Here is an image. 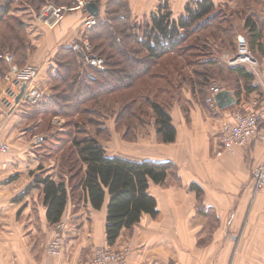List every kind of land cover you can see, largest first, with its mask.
<instances>
[{
  "label": "crops",
  "instance_id": "obj_1",
  "mask_svg": "<svg viewBox=\"0 0 264 264\" xmlns=\"http://www.w3.org/2000/svg\"><path fill=\"white\" fill-rule=\"evenodd\" d=\"M190 1L194 0H129L130 20L147 21L164 2L175 18L184 14ZM212 1L237 5L236 0ZM96 2L98 14L104 15L107 1ZM85 11L68 13L61 26L53 29L29 23L31 27L36 25L40 34L38 42L33 43L36 51L32 63L44 66L43 75L41 72V77L35 79L47 78V69L60 46L85 37L81 22L90 13L87 8ZM8 14L19 13L12 8ZM258 14L264 18L259 8ZM262 32L264 49V28ZM61 37L72 41L57 44ZM229 56H222V60L227 67L235 68L228 63ZM255 56L264 65V54L256 51ZM7 65L9 70L0 75V112L7 113L0 140L10 145L7 154H0V264H85L95 246L108 245L107 202L97 210L84 201L82 194L76 198L69 195L60 219L66 223L62 253L57 257L46 253L53 225L46 218L42 185L31 186L36 173L20 162L32 159L34 154L18 150L17 143L7 139L5 133L17 128L22 120L30 121L34 111L22 104L26 98L16 101L20 89L13 85L15 75L11 71L20 67L16 62ZM233 79L223 89L233 92L237 100L234 105L219 109L216 104L201 106L192 102L187 113L179 104L169 109L175 140L157 143V155L141 159L170 161L173 165L163 183L149 185L157 214H143L132 228H123L112 245L127 249L128 264H264V187L256 189L252 179V171L264 160V119L259 123V136L244 147L220 155L214 148L221 122L232 121L237 106L259 98L257 90L246 92L242 77L237 81L235 75ZM250 83L255 85L254 80ZM33 84L28 82L27 87ZM191 184L195 186L191 188Z\"/></svg>",
  "mask_w": 264,
  "mask_h": 264
},
{
  "label": "trees",
  "instance_id": "obj_2",
  "mask_svg": "<svg viewBox=\"0 0 264 264\" xmlns=\"http://www.w3.org/2000/svg\"><path fill=\"white\" fill-rule=\"evenodd\" d=\"M14 1L0 0V23L8 25V31L0 34V55L4 52L2 47H7L12 49L18 59L23 60L30 56L27 49L31 48L32 52L34 44L32 45L30 40L24 41L20 35V31L25 29L21 24L22 20L17 15L8 14ZM54 1H60L59 5L74 2ZM254 1L244 0V9H233L234 11L227 15L222 8L229 11L228 4H215L212 0H194L186 3L184 14L175 18L164 2L150 14L147 22L140 23L130 20L129 0H109L106 2L104 15L97 14L96 24L84 34L92 46L91 51L103 59V68L82 66L83 55L78 50L69 44L60 46L51 62V70L47 72L49 79L54 80L56 84L51 85L50 100L48 103L43 102V105L52 107L54 102H70L75 98L77 104L89 100V96H102L106 99L110 98L107 97L110 96L108 94L122 91L118 96L109 99L114 106H119V117L135 119L137 112L133 107L140 97L153 113L158 141L173 142L176 129L169 106L150 99L149 93L153 90L152 87H156L160 94L168 97L172 94L171 89L166 88L167 85L173 84L168 76L174 71L167 61L172 57L167 58L158 70L154 69L155 65L168 54H172L175 57L172 61L176 62L179 60L177 57H183L187 52L190 57L196 58L195 61L199 60V68L194 69L192 75L196 77L191 84L194 91L202 92L207 87L208 95L212 84H217L223 89L225 73H230L234 78L236 75L237 81L239 77L243 78L246 92L257 90L259 98H263L264 93L260 87L250 83L254 80L253 75L242 67H227L221 56L226 46L230 47L227 50L236 48V43L241 38L247 42L254 55L256 51L264 54L263 44L260 42L263 37L264 18L258 14V8L252 9ZM235 12L240 15L239 25L234 24L231 19ZM191 38H194V42L187 43ZM200 46L202 50L197 49ZM176 50H182L181 55L173 54ZM16 64L18 67L22 65L17 62ZM7 68L9 70L6 62L0 58L2 74ZM219 68L224 69V77L215 72ZM110 81H113V86L109 87ZM58 85L63 86L64 93L55 91L56 88L59 89ZM136 86L137 89H134ZM70 92H74L72 94L76 97L69 95ZM236 93L239 95L240 91ZM58 94L63 97L54 99ZM34 108L35 114H42L47 107L42 110L36 105ZM56 111L59 112L58 109ZM77 122L74 124L76 131L82 130ZM124 137L127 139L129 136L124 134ZM69 141L68 146L61 147L64 148V154L60 162L66 175L59 173L53 177L52 173H38L31 185H42L46 218L51 225L60 221L67 199L69 195L74 198L75 191H79L80 197L82 194L84 201L94 209L99 210L107 202L105 233L108 245L114 244L123 228H132L138 223L143 214H157L156 200L148 189L150 183L164 182L168 171L173 167L170 161L135 160L109 155L95 136L73 135ZM74 178L77 181L72 183ZM194 186L191 184V188Z\"/></svg>",
  "mask_w": 264,
  "mask_h": 264
},
{
  "label": "rangeland",
  "instance_id": "obj_3",
  "mask_svg": "<svg viewBox=\"0 0 264 264\" xmlns=\"http://www.w3.org/2000/svg\"><path fill=\"white\" fill-rule=\"evenodd\" d=\"M40 1L41 2H38V0H15L14 5L10 6L13 9H16V12L19 13L17 14L18 18L22 20L21 24L25 26V29L20 31L21 37L24 39V41L26 40L28 42V40H30V43H32V45L33 43H37L40 38L39 29L37 27H46V26H42L37 21L40 8L47 3H54L56 5H59L60 3V1H54V0H47L48 1L47 3H45V1H42V0ZM263 3L264 2H262L261 0H255L253 2L252 9L256 10L257 8H259V5ZM73 5L74 4L72 3L69 6H73ZM229 6H230L229 11L226 8H222L225 14L227 13V15L229 12H232L235 9H238V11L244 9L245 8L244 0H241L240 2H238L237 5L233 4ZM238 14L237 12H235V14L232 15L231 17L232 22L236 25L241 24L240 15L238 16ZM32 21H34L35 23H38L40 26L36 27V25H34L31 27L29 23H31ZM147 21H145L144 19V21L141 20L138 22L141 23V22H147ZM81 24L83 27V20ZM7 28H8V25L6 26L0 23V34L3 32H7L8 31ZM86 31H87L86 29L85 31L83 29V34ZM32 33H34V35ZM195 37L197 38L198 34H196ZM65 39L66 38L61 37L60 39H58L57 44H60ZM69 41H72V39L69 38V40H67L66 42L69 43ZM190 42L193 43L194 38L187 40V43H190ZM187 43L184 44L183 47H185ZM196 44L200 45L199 42H196ZM34 46H33L32 52H30L31 48L27 49V53H29L30 56L28 58L26 57L23 60L20 58L18 59L17 55L13 53L12 49L7 48V47L5 48L2 47L1 49V50H4V52L1 54H4V53L14 54L16 62L22 63V65L19 66L20 70L22 72H28V74L29 73L33 74L30 77L31 79L29 80V82H32V81L34 82L31 88H37L39 89V91L42 92V95L40 96L38 100H36V102H32V100H26L25 103H22L23 105H25V107L26 106L32 107L33 109L32 111H34L33 112L34 115L31 117L30 121L22 120L20 121V123H18V127L14 128L13 131L10 130L8 132H5L7 133L6 135L7 139H11L13 140V142L17 143L16 148L18 150L28 151L34 154V157H32V159L30 158L28 160L20 161L22 164H25V163L27 164V167L30 168L31 173L32 172H35L36 174L45 173V172L52 173L53 177H56V174H59V173H61L62 175L65 174L63 173V169L61 167V162H60L61 157L64 154L63 152L64 148H61V147L68 146L70 142L69 140L73 137V135H77V137L95 136L99 140L100 144L105 148V150L107 151L109 155L118 154L123 157L132 158L136 160H141L144 156L157 155L156 154L157 151H160L158 148L160 145L157 146V143H160V142L158 141V138L155 134L153 113L151 109H149L148 105L146 103H143V100L140 97L138 98L136 105L133 107L134 109H136V112H137L135 119L134 118L126 119L124 117H119V114H118L119 106H114V104H112L111 101L109 100L111 97L118 96V94L122 91H117L116 93L112 92V95L108 94L110 96H107L110 98H106V99H103L102 96H97V97L89 96L90 98L89 100L84 101V102L80 101L77 104H76L77 99L75 98V99H72V101L70 102H62V101H58V103L54 102L53 104L56 105L55 107L54 105L52 107L50 105H47V106L43 105V102L44 103L49 102L50 100L49 98L51 97V92H52L51 85H54V83L56 84V82L54 80L51 81L48 75H46L47 78H44L42 76V78L44 79H35V77L39 78L41 77V75H43L44 66L42 67L41 65L43 64H40V63L38 64L32 63V60L34 61V58L32 57V55L36 51V47ZM236 46H237V43H236ZM228 48L230 47L226 46V49L225 51H223V55L221 56L224 57V55H227V54L232 55L236 52V49H237V47L236 48L232 47L231 48L233 50L232 51L230 49L227 50ZM197 49L202 50L201 46L200 48H197ZM181 51L182 50H176L174 51L173 54L178 56V54H180ZM91 53L93 55H96L93 52ZM86 57L83 56L81 60L82 66L96 67L95 65H91L89 60ZM170 57L172 58L167 59ZM173 58L175 57L172 54H168L166 58L160 60L159 63L155 65V68H154L156 70L160 69V67L164 64V62H166V59L167 61L170 62L174 72L168 77H170L171 81H173V84L167 85L166 88L169 87L171 89L172 94L168 97L165 94L158 93L156 87H152L151 89L153 90H151V93H149L150 99L160 102L161 104L163 103L166 104L167 107L169 106V109H171V107L174 104H179L181 105V108L184 111V113H187L188 107L192 105V102L198 103L201 106L209 105L211 103V100H210L211 90H209V93L207 95L206 93L207 87L205 88V90L200 92L198 90L194 91L191 85L196 79V77L192 75H194L193 70L196 68H199V64L197 62L199 60L195 61L196 58L190 57L188 55V52L186 53V55H183V57L182 55L181 57H177L179 60L176 62L172 61ZM48 63L46 65H48ZM6 64H8V62H6ZM50 67L51 66L49 65L48 67L49 70L47 69V72H50L51 70ZM215 72H217V74L220 77H224L223 68H219V70H215ZM1 73L2 72L0 71V75ZM192 77H195V78L193 79ZM233 78L234 76H232V74L225 73L223 85L225 84L231 85L234 81ZM112 82L113 81H110L109 84L107 83L109 87L113 86ZM140 84L141 83L139 82L138 86H140ZM105 86L107 85L105 84ZM138 86L134 87V89H137ZM58 87L59 89L56 88L55 91L64 93L63 88H62L63 86L58 85ZM202 89H204V87ZM83 90L89 91L87 89H83ZM72 93L70 92L69 95H72V97L73 96L76 97ZM60 97H63V95L60 96V94H58V96H54L53 98L58 99ZM103 103H104V106H103ZM36 105H38V107H40L39 109H42V110H44V108L47 107L45 108V113L35 114L34 107ZM57 109L59 110V112L56 111ZM25 115L26 114H24V116ZM26 120H27V116H26ZM76 121H78L77 125H80L82 127L81 128L82 130L76 131V128L74 127V124L76 123ZM127 122H129V124H127ZM124 134L125 135L127 134V136H129L128 137L129 139L128 138L126 139L124 137ZM35 135L44 136V139H42L41 141H38L37 143H34L33 137ZM215 138L216 139L214 143V148H216L217 146L218 133L215 134ZM15 143H14V146L16 145ZM7 153H4V154H7ZM76 181L77 180L75 179L72 183H75ZM78 193L80 192L79 191L74 192V195H73L74 198L78 197Z\"/></svg>",
  "mask_w": 264,
  "mask_h": 264
},
{
  "label": "built area",
  "instance_id": "obj_4",
  "mask_svg": "<svg viewBox=\"0 0 264 264\" xmlns=\"http://www.w3.org/2000/svg\"><path fill=\"white\" fill-rule=\"evenodd\" d=\"M109 1V0H98ZM88 2H96V0H75L73 6L56 5L54 3H47L40 8L37 21L48 28L60 27L65 16L68 13H73L79 9H86ZM97 3V2H96ZM260 12L264 15V3L260 7ZM96 16L88 13L83 19V29H90L96 24ZM73 49L78 50L83 56L89 60L91 65L99 66L103 68V59L97 55H93L91 52L92 46L86 37L81 40H73L70 43ZM4 61L13 63L15 60L14 54L4 53L0 55ZM228 63L230 65L243 66L249 73L253 75V79L256 85L260 87L264 93V65H262L255 55L250 51L248 44L244 41L237 43L236 52L228 57ZM14 69V71H13ZM11 74H14L15 87L19 88L23 83L29 82L30 77L33 74L28 72H22L20 69L13 68ZM7 80H11V75L6 76ZM12 78V79H13ZM210 105H215L214 94L221 90L217 84H212L210 88ZM42 95V92L37 88H26L21 99L26 98L36 102ZM16 96V95H15ZM15 100V98H14ZM261 104L263 106H261ZM7 113L0 112V133L2 125ZM264 119V97L262 99L256 98L249 104H243L237 106L232 113V121L223 120L218 130V141L215 149L216 155H220L223 151H229L238 147H244L254 137H258L259 123ZM43 136L35 135L33 142L37 143L41 141ZM10 145L5 140H0V154L9 152ZM252 179L256 189H262L264 187V160L254 168L252 171ZM65 226L64 221H59L53 225V236L46 246V253L52 256H59L62 253L65 242ZM127 249L115 248L112 245L95 246L86 264H128Z\"/></svg>",
  "mask_w": 264,
  "mask_h": 264
},
{
  "label": "water",
  "instance_id": "obj_5",
  "mask_svg": "<svg viewBox=\"0 0 264 264\" xmlns=\"http://www.w3.org/2000/svg\"><path fill=\"white\" fill-rule=\"evenodd\" d=\"M86 8L90 12V14L96 16L98 14V4L96 2H88L86 4ZM241 41H244L243 38L240 39ZM26 89V83H23L20 87V91L18 95L16 96V101H19L22 97L24 91ZM214 101L219 109H224L227 106L234 105L236 103V99L233 96L232 91H228L226 89H221L217 93L214 94Z\"/></svg>",
  "mask_w": 264,
  "mask_h": 264
}]
</instances>
